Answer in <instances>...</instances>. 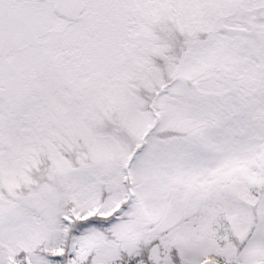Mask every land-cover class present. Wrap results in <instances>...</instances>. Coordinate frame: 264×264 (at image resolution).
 Masks as SVG:
<instances>
[{"label": "snow or ice", "instance_id": "snow-or-ice-1", "mask_svg": "<svg viewBox=\"0 0 264 264\" xmlns=\"http://www.w3.org/2000/svg\"><path fill=\"white\" fill-rule=\"evenodd\" d=\"M0 264H264V0H0Z\"/></svg>", "mask_w": 264, "mask_h": 264}]
</instances>
